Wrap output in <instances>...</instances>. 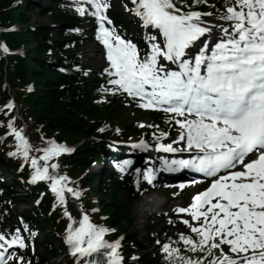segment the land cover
<instances>
[{"label":"snow or ice","instance_id":"obj_1","mask_svg":"<svg viewBox=\"0 0 264 264\" xmlns=\"http://www.w3.org/2000/svg\"><path fill=\"white\" fill-rule=\"evenodd\" d=\"M131 4L126 9L148 30L144 49L110 27L109 0L74 2L81 16L95 17L97 39L107 49L110 67L105 72L112 87L104 91L126 93L142 108L169 114L165 123L177 126L176 136L171 143H160V138L169 136L160 131L156 148L191 155L162 158L165 169H189L203 177L192 183L208 182L187 206L174 210L186 214L188 218H179L188 231L180 232L177 241L163 243L165 259L168 264H264V0L227 4L218 18L229 23L215 25L218 37L205 36L211 28L203 17L213 13L194 10L208 0L191 4L187 0H131ZM0 49L8 52L2 43ZM12 106L11 102L5 105ZM8 127L17 150L28 159L27 138L11 121ZM140 146H145L143 140L136 145ZM37 151L43 155L31 157L33 181L50 180L61 202L65 190L78 198L79 192L67 186V176L49 172L59 165L48 161L71 149L49 141ZM131 163L126 160L117 167L123 172ZM151 173V169L144 173L149 183ZM65 215L69 217L65 242L82 264H122L120 240L104 238L112 229L92 223L87 214L78 223L70 213ZM14 246H27L19 229L11 238L0 233V264L24 260L9 251Z\"/></svg>","mask_w":264,"mask_h":264},{"label":"trees","instance_id":"obj_2","mask_svg":"<svg viewBox=\"0 0 264 264\" xmlns=\"http://www.w3.org/2000/svg\"><path fill=\"white\" fill-rule=\"evenodd\" d=\"M13 1L0 0V38L10 47H18L22 42H27L29 45L22 56L0 53V107L13 96L26 123L27 136L36 141H48L53 138L69 143H80L72 154H64L57 161L52 160L59 165L54 171L64 170L71 179V183L79 184L81 205L91 212L95 221L116 226L119 231L126 233L123 264H168L161 245H154V238H160L162 243H168L170 240L177 241L178 238L172 235V227L168 226L156 236H150L153 248L149 249V245L139 238L137 232L129 228L134 219L130 207L132 196L131 199L121 197L124 190H127L129 194L133 190L128 185L127 177L122 180L113 172H109L107 178L101 179L97 189L88 187L96 174L86 173L85 169L92 160L99 159L104 150L100 137L116 134L112 129L103 134L98 133V130L104 127L106 121H113L112 119L121 113L123 106L118 103L115 94H105L103 101H98L101 94L97 88L103 76L100 72L83 64L80 59V43L87 33L84 28L87 18L81 16L68 0H48L49 9L39 12V15L50 17L51 23H55L56 26L41 22L31 29V26L26 24L25 10L39 11L41 6L35 5L34 0H22L20 7L11 6ZM120 17V14L115 15L116 21L120 23L119 30L127 32V26ZM12 23H25V26L18 30H8L7 26ZM27 83H32L34 90H28ZM151 116L155 115L151 114ZM0 120L2 121L1 132L6 128L3 110L0 113ZM15 124L19 129L22 122L15 119ZM131 132L136 131L128 126L116 135L128 138ZM92 135H95L97 139L91 138ZM13 143L16 144V140L9 137L3 144L4 150L8 149L7 144L11 146ZM9 165L16 169L19 159L10 160ZM30 170L31 168L25 163L21 175L25 177ZM3 185L0 183V194L8 195L9 189ZM42 189L43 187L37 186L32 188V191ZM93 192H99L101 195L102 212L100 213L103 214V218L99 213L90 210L93 205ZM35 193H31L29 197H34ZM52 200L54 201L53 197L45 196L38 208H32L35 215L38 216L40 212L39 222L25 216H22V220L38 228L44 224V229L39 228L41 231L52 229L62 232L66 216L61 206L52 207ZM6 201L8 205H14L11 195L6 196ZM65 205L72 215L78 216V211L69 197H65ZM48 244L51 243L46 240V246ZM134 250H137L138 255L131 258L130 253Z\"/></svg>","mask_w":264,"mask_h":264},{"label":"rangeland","instance_id":"obj_3","mask_svg":"<svg viewBox=\"0 0 264 264\" xmlns=\"http://www.w3.org/2000/svg\"><path fill=\"white\" fill-rule=\"evenodd\" d=\"M232 3V0H226V5ZM43 5L47 6V1L44 0ZM112 4L114 6H117L116 8L123 12V14L128 17L125 12L123 6H121L117 0H112ZM26 19L27 23L29 25H35L36 23L41 22H49L50 18L47 16H40L38 13L34 11H26ZM218 15H211L210 21H214L216 25H224L229 22L221 20L218 18ZM82 50V60L85 64L92 66L93 68L101 67L102 65V58H101V51L100 46L97 44L95 40L92 39L91 36H87V39L83 42V45L81 46ZM95 55V57H94ZM121 120H123L127 125L130 123H140L141 125H149L152 121L149 117L142 118L139 115V110L135 109L133 106L128 105L125 107V109L122 110V114L118 116L116 119L115 124L118 125V127H123V124H121ZM5 157L0 155V161H2V164H5ZM93 171H98L99 167L92 166L90 168ZM152 187V186H151ZM17 192H20L21 190L19 188H16ZM184 193V192H183ZM183 193H176L174 191L170 190H164V189H149L145 193L140 194L134 201H132V210L134 215L136 216V221L134 223L133 229L138 232L140 237H145L146 235H149L151 232H157L161 228L165 227L169 221H172V223L175 226L176 232H185L187 230L186 226L181 222L179 216L174 212H169V207H173L175 203H181L185 204L188 203L189 200H180L179 197L182 199L184 197ZM175 194L179 197L175 198ZM128 195L127 192L123 193L122 198ZM150 195H155L159 200L163 201V204L160 206L157 205H150L143 206L141 203V200H146L151 197ZM21 199V198H19ZM28 205L26 204H19L17 206V210L20 212L23 210V208H26ZM163 212V213H161ZM169 212V213H168ZM158 214V215H156ZM152 215L153 216V225L150 226L148 222V217ZM186 219V217H184ZM12 221V216L9 213H2L0 209V224H8ZM5 232L9 233L13 230V224L10 223L9 226L5 225L4 228ZM22 234V232H21ZM49 238L53 242V245H60L61 241L60 238H57L51 233H48ZM33 243L36 246V249L31 252L30 250H27V253L30 257H43L46 256V253L44 251V247L42 245L43 243V234L37 236ZM65 260H67V256L64 254L52 258L50 260V264H62Z\"/></svg>","mask_w":264,"mask_h":264},{"label":"bare ground","instance_id":"obj_4","mask_svg":"<svg viewBox=\"0 0 264 264\" xmlns=\"http://www.w3.org/2000/svg\"><path fill=\"white\" fill-rule=\"evenodd\" d=\"M211 28V33L216 32L218 29L214 28V27H210ZM95 57V55H94ZM151 197L148 199V201L146 200H141V203L143 206H147L148 204L150 205H157L160 206L163 204V201L159 200L155 195H150ZM180 205V203H177Z\"/></svg>","mask_w":264,"mask_h":264}]
</instances>
